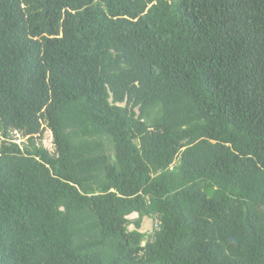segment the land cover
I'll list each match as a JSON object with an SVG mask.
<instances>
[{
  "label": "trees",
  "instance_id": "16d2710c",
  "mask_svg": "<svg viewBox=\"0 0 264 264\" xmlns=\"http://www.w3.org/2000/svg\"><path fill=\"white\" fill-rule=\"evenodd\" d=\"M0 264H264V0H0Z\"/></svg>",
  "mask_w": 264,
  "mask_h": 264
},
{
  "label": "rangeland",
  "instance_id": "374dc122",
  "mask_svg": "<svg viewBox=\"0 0 264 264\" xmlns=\"http://www.w3.org/2000/svg\"><path fill=\"white\" fill-rule=\"evenodd\" d=\"M44 134L45 135H43L39 139V142L41 143V145L49 148L53 152L55 150V145L53 142V134L51 133L50 130H46ZM14 135L16 136L15 138H16L17 142L22 143L23 141L26 140V138H23V136H21L18 133L17 134L14 133ZM136 216H137V214L135 213L131 217H136ZM154 225H155V223H154L153 219H151L149 217H145L141 230L144 232H149L154 228ZM131 228H133V226H131Z\"/></svg>",
  "mask_w": 264,
  "mask_h": 264
}]
</instances>
